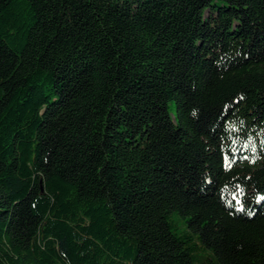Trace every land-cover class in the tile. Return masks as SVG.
<instances>
[{"label":"trees","instance_id":"16d2710c","mask_svg":"<svg viewBox=\"0 0 264 264\" xmlns=\"http://www.w3.org/2000/svg\"><path fill=\"white\" fill-rule=\"evenodd\" d=\"M0 264H264V0H0Z\"/></svg>","mask_w":264,"mask_h":264}]
</instances>
